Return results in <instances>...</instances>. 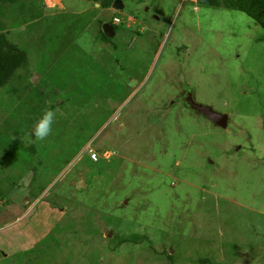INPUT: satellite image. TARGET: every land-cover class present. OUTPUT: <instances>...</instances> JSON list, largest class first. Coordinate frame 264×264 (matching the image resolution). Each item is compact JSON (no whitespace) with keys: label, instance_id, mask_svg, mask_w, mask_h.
<instances>
[{"label":"rangeland","instance_id":"374dc122","mask_svg":"<svg viewBox=\"0 0 264 264\" xmlns=\"http://www.w3.org/2000/svg\"><path fill=\"white\" fill-rule=\"evenodd\" d=\"M121 1L0 0L28 54L0 89V264H264V31L196 0Z\"/></svg>","mask_w":264,"mask_h":264},{"label":"trees","instance_id":"16d2710c","mask_svg":"<svg viewBox=\"0 0 264 264\" xmlns=\"http://www.w3.org/2000/svg\"><path fill=\"white\" fill-rule=\"evenodd\" d=\"M84 1L98 4L101 9H110L114 0ZM196 2L216 8L223 7L243 12L257 22L264 31V0H196ZM100 40L105 43H108L110 40L104 35L102 29L100 30ZM27 63L28 54L26 51L10 42L7 39V34H0V89L11 80L20 68L25 67ZM98 153L101 154L103 152L99 151ZM207 262V260L204 261V263Z\"/></svg>","mask_w":264,"mask_h":264},{"label":"water","instance_id":"95a60500","mask_svg":"<svg viewBox=\"0 0 264 264\" xmlns=\"http://www.w3.org/2000/svg\"><path fill=\"white\" fill-rule=\"evenodd\" d=\"M98 6V4H96ZM111 9L115 11H122L124 9V5L121 0H114ZM102 32L107 38H111L113 36V27L107 24L102 25ZM39 76L35 75L32 78V83H35L38 80ZM186 104L188 108L198 113L200 116L207 119L210 123L215 125L216 127L225 129L227 127V119L228 116L223 113H219L214 111L211 107L203 104L196 103L192 100L191 96H188L186 99ZM78 186H82V182L78 184Z\"/></svg>","mask_w":264,"mask_h":264},{"label":"clouds","instance_id":"9594fccd","mask_svg":"<svg viewBox=\"0 0 264 264\" xmlns=\"http://www.w3.org/2000/svg\"><path fill=\"white\" fill-rule=\"evenodd\" d=\"M55 116L56 113L53 110L46 109L43 114L36 120L30 133L31 137L34 138L35 141H45L52 134Z\"/></svg>","mask_w":264,"mask_h":264},{"label":"built area","instance_id":"2783aa9c","mask_svg":"<svg viewBox=\"0 0 264 264\" xmlns=\"http://www.w3.org/2000/svg\"><path fill=\"white\" fill-rule=\"evenodd\" d=\"M120 22V20L118 18H114L113 19V23L114 24H118ZM87 155L90 159V161L92 162H97L98 159L102 156L103 158H108L106 153L103 152L102 154H99L98 152H96L95 150H93L91 147H87L86 149Z\"/></svg>","mask_w":264,"mask_h":264},{"label":"flooded vegetation","instance_id":"af4514ba","mask_svg":"<svg viewBox=\"0 0 264 264\" xmlns=\"http://www.w3.org/2000/svg\"><path fill=\"white\" fill-rule=\"evenodd\" d=\"M188 96H191L190 93H187V97H188ZM187 97L183 98L184 101H186Z\"/></svg>","mask_w":264,"mask_h":264}]
</instances>
